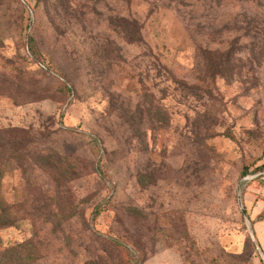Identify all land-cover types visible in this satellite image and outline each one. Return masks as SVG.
I'll return each mask as SVG.
<instances>
[{"label": "rangeland", "instance_id": "1", "mask_svg": "<svg viewBox=\"0 0 264 264\" xmlns=\"http://www.w3.org/2000/svg\"><path fill=\"white\" fill-rule=\"evenodd\" d=\"M56 1L0 0V141L18 147L0 183L17 206L0 254L29 241L33 264H261L264 176L239 175L264 162V57L237 52L243 81L204 72L242 34L214 27L246 14L263 28L264 0ZM113 14L142 24V42Z\"/></svg>", "mask_w": 264, "mask_h": 264}, {"label": "trees", "instance_id": "2", "mask_svg": "<svg viewBox=\"0 0 264 264\" xmlns=\"http://www.w3.org/2000/svg\"><path fill=\"white\" fill-rule=\"evenodd\" d=\"M245 1L248 2L249 0ZM37 2H42V4L47 3L46 0H37ZM63 2L64 0H57L55 2L57 6L54 9H57L58 12H61V5L64 4ZM249 2H255V11H257L258 8L262 5L261 0H250ZM107 10L112 11L111 8H107ZM243 18V20H238L237 17H235L228 20L226 23L214 27V30L211 32V34L215 35L216 37H218L219 35H222V37H228L227 33H235V31L239 28L242 34L241 36H239V38H237V40L236 37L231 39L224 38L227 39L225 45L222 44L220 45L221 48L214 50V54H216V59H211V61L209 62L207 72H204L206 76H211L212 79L218 76H223L229 78V80L238 79L240 81H243L245 77L250 75V70L245 68L242 69V66L245 63H243L242 59L236 54L237 52H239V50L241 51L245 48H247V56L251 60V63H254L255 60L258 62L262 61V58L264 57V26L263 28H259L258 30L257 26H254L257 23V20L252 15L246 16L245 14ZM53 19L54 17L53 15H51V21ZM108 23L116 32L121 33L128 43L133 44L142 42L141 29L143 28V25L138 23L137 20L128 19L125 17H121L117 14H113L110 16ZM240 23H243L244 25ZM83 33L84 35H86L88 31H84ZM88 36L86 35L85 42L81 43V41H79V46L86 54L87 64L91 66L94 64H99L101 61L104 60V50L100 47L98 42H87ZM238 40L240 43L244 40L245 44H240V48H235V46H237ZM27 45L30 51H34V49H32V47L30 46L31 44H29V41ZM130 75L132 76L131 73ZM72 91L73 87L69 85V83L65 82L64 79L62 86L60 87V92L64 94H69ZM13 149L17 151L18 147H16L14 144L11 145L7 142L0 141V158L2 160V163L0 165V183L3 176L6 173H12V170L14 169V166L11 163V159H13L14 156ZM22 156L24 157V155ZM19 157L21 158V156ZM14 159H17V156H15ZM40 160H42L41 162L44 161V159ZM263 171L264 162L254 167L252 170H250L249 166H243L239 176L240 178H243L248 176L249 174L260 173ZM67 175V172H65V176ZM15 209L17 210V206L10 201H6L0 193V228L12 226L17 222V213H14ZM99 212V210H95L93 212V215L96 216ZM250 215L251 213H248V216ZM111 242V245L115 249H120V247H123V251L124 249L125 251L128 250L126 249V245L119 243L117 240H110V243ZM126 257L130 258V260L134 259V254L131 253V250H129V254L127 253ZM37 259H39V250H35L30 245L29 241L23 242L13 247L6 248L3 253L0 254V264H33ZM127 264H130L128 260ZM261 264H263L262 261Z\"/></svg>", "mask_w": 264, "mask_h": 264}, {"label": "water", "instance_id": "3", "mask_svg": "<svg viewBox=\"0 0 264 264\" xmlns=\"http://www.w3.org/2000/svg\"><path fill=\"white\" fill-rule=\"evenodd\" d=\"M262 176H264V172L254 174V175L249 176V177H247V178H248L249 180H252V179H256V178L262 177ZM238 190H239V193H238V200H237V201H238V206H239V208H240V210H241V213H242V215H243V217H244L245 222L247 223L248 226H250V220H249V218H248V214H247V212H246V210H245V208H244V206H243V204H242V198H241V190H240V187H238ZM251 235L254 236L253 233H251ZM254 242H255V244H256V246H257V249H258V252H259V254H260V257H261V259H262L263 262H264V253H263V251L261 250V248L259 247V245L257 244V242L255 241V239H254Z\"/></svg>", "mask_w": 264, "mask_h": 264}]
</instances>
